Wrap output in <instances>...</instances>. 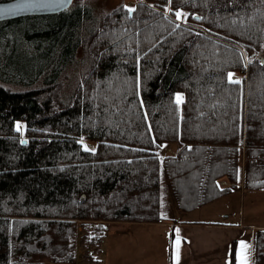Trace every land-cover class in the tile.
I'll use <instances>...</instances> for the list:
<instances>
[{
  "label": "trees",
  "instance_id": "trees-1",
  "mask_svg": "<svg viewBox=\"0 0 264 264\" xmlns=\"http://www.w3.org/2000/svg\"><path fill=\"white\" fill-rule=\"evenodd\" d=\"M73 2L69 27L65 10L4 20L38 22L55 66L0 72V264H74L77 242L101 263L111 222L178 220L165 188L187 212L264 188V0H137L92 30Z\"/></svg>",
  "mask_w": 264,
  "mask_h": 264
},
{
  "label": "crops",
  "instance_id": "crops-1",
  "mask_svg": "<svg viewBox=\"0 0 264 264\" xmlns=\"http://www.w3.org/2000/svg\"><path fill=\"white\" fill-rule=\"evenodd\" d=\"M166 151L171 152L173 148L167 147ZM222 183L229 184L226 180ZM235 186L239 191V204L234 211L224 207V212L229 211L226 217L220 210L213 215L217 217L199 221H119L127 224L121 231V240L110 242L102 262L98 264H240L241 241L247 245L248 264H253L254 232L257 228H264V188L245 190L242 182ZM141 223H150L155 227L152 228L151 238L145 240L151 231L140 226ZM155 229L160 233H169L168 238L163 239L164 236L153 232ZM177 239L180 241L178 261Z\"/></svg>",
  "mask_w": 264,
  "mask_h": 264
},
{
  "label": "rangeland",
  "instance_id": "rangeland-1",
  "mask_svg": "<svg viewBox=\"0 0 264 264\" xmlns=\"http://www.w3.org/2000/svg\"><path fill=\"white\" fill-rule=\"evenodd\" d=\"M136 1L137 0H79L80 5L84 6L87 9L90 8L91 11L90 13L91 25L89 27L90 30L99 26L100 19L106 12L115 9L116 7L122 4L134 5ZM78 7L79 6L73 2L65 10L69 14L67 17L68 20H70L67 24V27H69L71 24L74 23L73 19L77 18V16H74L73 13L77 9H79ZM87 9L82 10L85 16L88 12ZM3 21L4 20H0L1 33L3 34L2 38H4L5 36L6 38H8V41H5V43H7V45L5 46L6 51L0 54V72L3 69H6L5 71H7L8 74L10 75H15L16 77H20L23 79H29L33 77L34 72H37L40 67L43 69L44 67H48L51 64L50 58L46 60L48 56H51L53 54L51 53L50 55L47 56L48 53L47 45H50L51 40L46 39V37L42 38L41 35H38L39 30L41 28L40 26H36L38 22L33 20V18L12 21L8 24L6 21L4 22ZM29 35H32V37L34 36V38H38L39 43L29 40L30 39V38L28 39ZM84 43H85L84 40L80 42L81 48L79 47L80 50L79 51L77 50L75 53V57L73 58V65H70L68 67L70 72L75 73L74 74L75 79L77 78L78 75L79 76L81 75V73L86 68L89 61L87 52H84V50L82 49V45ZM41 46L44 47L40 48ZM54 66L55 65L51 64L52 68ZM70 81L71 79L67 80L66 91H69L70 89V85H71V83H69ZM89 145L91 146L92 144L89 142ZM238 194L239 191L237 189V186H233L232 189L228 193L223 195L224 197L219 201L209 203L208 205L206 204L205 206H202L196 210L187 212V211H182L175 206L172 195L165 188L166 205L164 211L169 217V219H173V220L176 219L178 220L186 219L188 221L207 220V219H211L212 217H217L213 215L217 211L219 212L220 210L223 213V217H226V214L229 213V211L226 210L224 212L223 208L226 207L234 211L239 204V197H237ZM247 204H248V199H247ZM126 226H127L126 223H118V222H111L109 224V227L103 239L104 253L107 250V247L109 249L111 241L118 242L119 240H121L120 238V235H122L121 231H123L126 228ZM140 226H143L144 228H147L151 231L150 234L145 236V240L153 236L152 228L155 227L152 224L141 223ZM113 229L114 231H112ZM153 232L158 233L161 237L164 236L163 239L168 238L169 235V233L166 234L160 233L156 231V229ZM134 234L135 233H133V235ZM81 252H82V246L80 245L79 242H77L76 260L74 264H85V262L81 258Z\"/></svg>",
  "mask_w": 264,
  "mask_h": 264
},
{
  "label": "water",
  "instance_id": "water-1",
  "mask_svg": "<svg viewBox=\"0 0 264 264\" xmlns=\"http://www.w3.org/2000/svg\"><path fill=\"white\" fill-rule=\"evenodd\" d=\"M72 2L73 0H0V20L59 13L66 10ZM9 8L13 10L3 11Z\"/></svg>",
  "mask_w": 264,
  "mask_h": 264
},
{
  "label": "snow or ice",
  "instance_id": "snow-or-ice-1",
  "mask_svg": "<svg viewBox=\"0 0 264 264\" xmlns=\"http://www.w3.org/2000/svg\"><path fill=\"white\" fill-rule=\"evenodd\" d=\"M16 7H18V6H16ZM12 10H13L12 8H9V9H5L3 11L11 12ZM133 10L134 9H130V11H133ZM176 15H177V17H180L182 15V13L177 11ZM232 75L233 74H230V77ZM234 82L239 83V81H234ZM176 100H177V103H180L182 101V96L180 94H177ZM18 128H19V126H18ZM179 244H180V241H179V239H177V241H176V249H177V251H176V259H177V261L179 259ZM246 249H247V245L243 241H241L240 252H239V256H238L240 264H248L247 255H246Z\"/></svg>",
  "mask_w": 264,
  "mask_h": 264
},
{
  "label": "bare ground",
  "instance_id": "bare-ground-1",
  "mask_svg": "<svg viewBox=\"0 0 264 264\" xmlns=\"http://www.w3.org/2000/svg\"><path fill=\"white\" fill-rule=\"evenodd\" d=\"M7 20V19H6Z\"/></svg>",
  "mask_w": 264,
  "mask_h": 264
}]
</instances>
